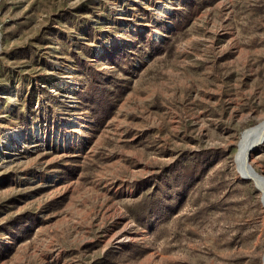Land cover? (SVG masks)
<instances>
[{
  "label": "rangeland",
  "instance_id": "rangeland-1",
  "mask_svg": "<svg viewBox=\"0 0 264 264\" xmlns=\"http://www.w3.org/2000/svg\"><path fill=\"white\" fill-rule=\"evenodd\" d=\"M263 121L264 0H0V264H264Z\"/></svg>",
  "mask_w": 264,
  "mask_h": 264
},
{
  "label": "bare ground",
  "instance_id": "bare-ground-1",
  "mask_svg": "<svg viewBox=\"0 0 264 264\" xmlns=\"http://www.w3.org/2000/svg\"><path fill=\"white\" fill-rule=\"evenodd\" d=\"M257 125V124H256ZM264 142V121L260 125L247 128L241 135L238 143V149L235 155L239 172L249 176L254 181L260 179L254 173H251L247 167V156H250ZM264 192V184H262Z\"/></svg>",
  "mask_w": 264,
  "mask_h": 264
},
{
  "label": "water",
  "instance_id": "water-1",
  "mask_svg": "<svg viewBox=\"0 0 264 264\" xmlns=\"http://www.w3.org/2000/svg\"><path fill=\"white\" fill-rule=\"evenodd\" d=\"M247 167H248V169H249V171H250L251 173H254L255 175H259L258 177H259L260 179H258V180L256 181V183H257V185H258L259 187H262V184H264V177H263L261 174H259V173L253 168V166L251 165V163H249V156H247Z\"/></svg>",
  "mask_w": 264,
  "mask_h": 264
}]
</instances>
